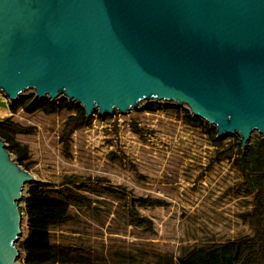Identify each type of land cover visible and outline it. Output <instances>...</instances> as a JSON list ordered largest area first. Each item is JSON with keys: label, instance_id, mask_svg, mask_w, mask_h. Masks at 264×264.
I'll use <instances>...</instances> for the list:
<instances>
[{"label": "water", "instance_id": "water-1", "mask_svg": "<svg viewBox=\"0 0 264 264\" xmlns=\"http://www.w3.org/2000/svg\"><path fill=\"white\" fill-rule=\"evenodd\" d=\"M65 97L88 119L143 102L264 139V0H0V92ZM36 182L0 137V264H20L19 202Z\"/></svg>", "mask_w": 264, "mask_h": 264}, {"label": "rangeland", "instance_id": "rangeland-1", "mask_svg": "<svg viewBox=\"0 0 264 264\" xmlns=\"http://www.w3.org/2000/svg\"><path fill=\"white\" fill-rule=\"evenodd\" d=\"M32 94L28 91L24 96ZM9 103L0 92V119L11 118L34 130L15 139L28 147L30 167H21L36 181L58 184L71 174L105 177L138 196L166 203L165 207L139 209L152 220L154 234L128 225L123 207L116 202L101 205L99 218L88 214L80 225L58 229L57 236L88 238L97 248L133 254L141 264H156L159 255L178 258L195 246L252 233L241 217L251 210L253 199L243 187L239 167L242 147L228 151L240 143L239 136H229L222 147H216L203 127L187 121V106H178L180 112L150 113L142 108L151 102H143L138 109L116 113L110 119L96 111L92 126L76 131L66 149L61 136L68 112L48 115L20 109L13 113ZM262 139L254 132L248 143L256 146ZM10 155L16 161V155ZM26 197L27 186L19 202L23 217V235L17 243L20 264H24L22 244L29 233Z\"/></svg>", "mask_w": 264, "mask_h": 264}, {"label": "trees", "instance_id": "trees-1", "mask_svg": "<svg viewBox=\"0 0 264 264\" xmlns=\"http://www.w3.org/2000/svg\"><path fill=\"white\" fill-rule=\"evenodd\" d=\"M33 98L32 94L21 97L15 103H9L10 110L13 113L20 109L29 113L41 111L48 115L68 112L70 115L61 136L66 149H69L71 137L76 131L93 124L95 116L88 119L81 105L70 102L65 97L56 101L43 99L35 102ZM142 111L180 112L181 108L175 104L151 102ZM186 113L189 123L203 127L213 145L222 147L226 139L217 137L216 128L193 117L188 110ZM33 132L32 127L23 126L11 118L0 119V137L8 144V150L16 155V162L26 169L30 167L27 162L30 159L29 149L16 141L15 136L30 135ZM236 146L241 145L237 142L228 151L233 152ZM240 156L243 187L247 195L253 197L251 210L243 213L241 217L252 233L224 242L195 246L178 258L173 255H159L156 264H264V139L256 146L248 145L244 150L241 149ZM116 202L123 207L128 225L141 227L150 234L155 233L154 224L139 209L166 206L160 199L138 196L127 187L113 184L105 177L71 174L63 176L58 184L40 181L29 184L25 200L29 233L22 244L25 252L24 264H141L133 254L127 256L122 251L97 248L88 238L71 240L64 234H56L64 226L80 225L88 214L99 218L101 205Z\"/></svg>", "mask_w": 264, "mask_h": 264}, {"label": "bare ground", "instance_id": "bare-ground-1", "mask_svg": "<svg viewBox=\"0 0 264 264\" xmlns=\"http://www.w3.org/2000/svg\"><path fill=\"white\" fill-rule=\"evenodd\" d=\"M30 91H32V90H30ZM185 106H187V105H185ZM256 132V131H255Z\"/></svg>", "mask_w": 264, "mask_h": 264}]
</instances>
